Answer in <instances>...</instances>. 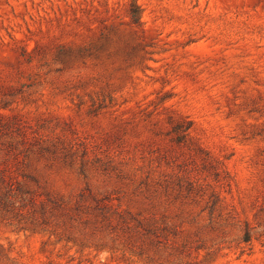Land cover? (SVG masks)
<instances>
[{"label": "rangeland", "instance_id": "rangeland-1", "mask_svg": "<svg viewBox=\"0 0 264 264\" xmlns=\"http://www.w3.org/2000/svg\"><path fill=\"white\" fill-rule=\"evenodd\" d=\"M0 264H264V0H0Z\"/></svg>", "mask_w": 264, "mask_h": 264}]
</instances>
